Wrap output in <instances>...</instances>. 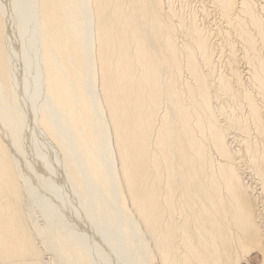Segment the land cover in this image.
<instances>
[{"label": "bare ground", "instance_id": "1", "mask_svg": "<svg viewBox=\"0 0 264 264\" xmlns=\"http://www.w3.org/2000/svg\"><path fill=\"white\" fill-rule=\"evenodd\" d=\"M197 1L0 0V264H264V0Z\"/></svg>", "mask_w": 264, "mask_h": 264}, {"label": "rangeland", "instance_id": "2", "mask_svg": "<svg viewBox=\"0 0 264 264\" xmlns=\"http://www.w3.org/2000/svg\"><path fill=\"white\" fill-rule=\"evenodd\" d=\"M183 1V2H182ZM181 2V3H180ZM185 2V3H184ZM172 3L174 4V6H173V8L177 11H181V12H179V13H181L180 15H182V17L184 16L185 18H190V17H196L197 15V20L200 22L201 20V23H199L198 21V23L199 24H202L203 26H204V28H203V26L202 25H200L201 26V28L202 29H206V27H207V24L210 22V18H205V19H200L201 17H200V12H199V10H200V5H199V3H198V1L197 0H174V2H173V0H172ZM189 3V4H188ZM172 4V5H173ZM177 6H176V5ZM186 4V5H185ZM189 5V6H188ZM188 6V7H187ZM194 6V7H193ZM176 7V8H175ZM187 8V9H186ZM177 11V12H178ZM197 13V14H196ZM22 14V13H21ZM190 14L192 15V16H190ZM196 15V16H195ZM189 16V17H188ZM209 19V21L207 22V20ZM206 21V22H205ZM204 23V24H203ZM28 25V29H27V31H25L27 34H28V36H31V33H32V36H33V38H34V36H35V32H34V30H32L31 29V27H32V25L31 24H27ZM206 25V26H205ZM31 31V32H30ZM206 31V30H205ZM182 33L180 32V34H179V37H181L182 35H181ZM18 37H19V41L21 42V36H20V34H18ZM179 40H180V38H179ZM30 47H31V45H30ZM20 56V58H19V60L21 59V57H22V55H19ZM38 99H39V102L40 101H42V98L41 97H38ZM34 103H35V100H34ZM33 103V104H34ZM29 105H31V104H29ZM33 106V105H32ZM39 139H40V137H39ZM41 140L42 139H40V143H41ZM23 143L24 144H26V147L29 149V152H28V154H30V156L31 157H33L32 159H34L33 161H35V164H34V168H35V172H37L38 171V173L37 174H39V176H40V178H39V180L41 181H37L35 178H33L32 176V179H34L33 180V183H32V185L34 186L33 188V193L35 194V196L37 197V199H38V196H37V194L40 196V197H42L43 199V201H45V202H43L44 204H46L47 202L46 201H49V199H50V201H51V203H52V205H53V207L55 208V209H58V207H59V209H58V211H60L62 214H64V210H66V209H63V208H67V210L65 211V215H68L69 216V213L70 212H73L72 210H71V208H72V203H71V201H70V197H69V192H67L68 194H65L64 196L62 195V193L60 192V186H59V183H60V179H59V174H56L53 178L51 177V175H50V172H49V170H52L51 168H52V165H53V158H54V153L52 152V151H50V148L49 147H47L46 145H44L43 143V141H42V144H43V146L41 145V147L43 148V147H45V148H43V149H46V148H48L47 150H43V149H40L39 148V145H38V148H37V143H36V141H34V139L33 138H31V136H30V134L29 133H27L26 134V136L24 137V139H23ZM46 163V164H45ZM37 169V170H36ZM53 171V170H52ZM35 181V182H34ZM61 181H63V180H61ZM42 183V185H39V184H41ZM61 184H62V182H61ZM44 185L46 186V188H49V189H53L54 187L53 186H55L56 187V189H57V191H59L60 192V194L62 195V198H60V199H57V198H54V196H52V193H50V191H48L45 187H44ZM38 186H39V188H38ZM42 187V188H41ZM36 188V189H35ZM46 189V190H45ZM46 191V192H45ZM38 192V193H37ZM45 192V193H44ZM32 189L30 190V195H29V197H31V199L29 200L28 199V197H27V204L28 205H30V209H31V213H30V215H32L33 214V216H34V220H35V222H36V224L38 225V226H40V227H42V228H44V229H46V230H50L51 228H54V227H57V228H61V229H63L64 231H66L67 233H70L67 229H66V226L65 225H63V223L60 221V220H58V221H55V217H54V214H53V211L52 212H50V211H48V210H46V209H44V205H42L41 204V202L39 201V199L38 200H33L32 199ZM42 193H43V195H42ZM33 194V195H34ZM49 194H50V196H49ZM27 196V195H26ZM52 196V197H51ZM67 200H66V199ZM48 199V200H47ZM65 200V201H64ZM63 202H65L64 204H65V206L66 207H63L62 206V204L61 203H63ZM66 202H67V204H66ZM26 204V205H27ZM61 205V206H60ZM47 208V207H46ZM70 211V212H69ZM29 215V214H28ZM29 215V216H30ZM29 216H28V218H29ZM71 220H72V218H71ZM30 223H31V221H29ZM72 222H73V220H72ZM82 224H83V222H82ZM67 228L69 229V230H74L75 229V226L73 225V224H71V223H69L68 225H67ZM40 241V240H39ZM48 245H49V247H51V249L53 250V248H52V246H51V244L50 243H48ZM41 248V247H40ZM43 248V247H42ZM42 248H41V250H42ZM54 251V250H53ZM49 253H51V254H53L51 251L50 252H44V256L46 257V258H48L49 256V258H54L53 257V255H51V254H49ZM56 254V253H55ZM113 264V263H112ZM156 264H159V262H156ZM241 264H263V256L262 255H260V253L259 252H257V251H255V252H253L251 255H250V257L247 259V261H245V262H243V263H241Z\"/></svg>", "mask_w": 264, "mask_h": 264}]
</instances>
